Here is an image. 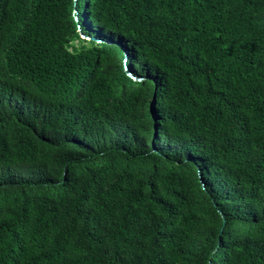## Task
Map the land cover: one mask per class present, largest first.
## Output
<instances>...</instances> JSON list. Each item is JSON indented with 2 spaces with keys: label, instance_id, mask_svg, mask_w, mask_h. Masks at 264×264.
Here are the masks:
<instances>
[{
  "label": "trees",
  "instance_id": "trees-1",
  "mask_svg": "<svg viewBox=\"0 0 264 264\" xmlns=\"http://www.w3.org/2000/svg\"><path fill=\"white\" fill-rule=\"evenodd\" d=\"M0 264H264V0H0Z\"/></svg>",
  "mask_w": 264,
  "mask_h": 264
},
{
  "label": "rangeland",
  "instance_id": "rangeland-1",
  "mask_svg": "<svg viewBox=\"0 0 264 264\" xmlns=\"http://www.w3.org/2000/svg\"><path fill=\"white\" fill-rule=\"evenodd\" d=\"M74 44H75V45H78V44H79V42H78V41H75V42H74Z\"/></svg>",
  "mask_w": 264,
  "mask_h": 264
}]
</instances>
